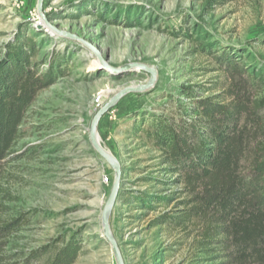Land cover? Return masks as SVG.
<instances>
[{"label": "rangeland", "instance_id": "obj_1", "mask_svg": "<svg viewBox=\"0 0 264 264\" xmlns=\"http://www.w3.org/2000/svg\"><path fill=\"white\" fill-rule=\"evenodd\" d=\"M40 13L37 0H0V58L15 39H33L42 70L63 73L38 94L0 166V221L20 217L18 231L1 240L0 264H46L53 251L41 249L76 233L82 251L73 264H116L101 222L114 171L89 139L93 100L107 92L105 105L124 88L147 85L148 68L152 86L124 95L97 124L100 146L121 172L108 215L112 239L123 264H224L195 219H182L191 195L148 133L155 119L176 121L191 107L186 92L226 103L232 78L244 87L264 81V0H43ZM45 22L79 40L56 36ZM261 89L249 84V96L261 99Z\"/></svg>", "mask_w": 264, "mask_h": 264}, {"label": "trees", "instance_id": "obj_2", "mask_svg": "<svg viewBox=\"0 0 264 264\" xmlns=\"http://www.w3.org/2000/svg\"><path fill=\"white\" fill-rule=\"evenodd\" d=\"M5 48L0 58V166L14 154L38 94L63 77L51 65L42 70L33 39H15ZM224 61L220 64L228 70H237L233 60ZM232 82L226 103L186 92L191 107L179 110L176 121L155 119L148 136L191 195L182 219H195L200 239L213 247L208 252L219 253L224 264H264V142L255 143L257 133H264V119L258 116L264 96L252 98L248 90L249 84L264 89V81L246 80L245 87L240 80ZM242 160L249 164L242 166ZM19 227L20 217L0 221V246ZM49 249L53 256L46 264H73L82 244L76 233L41 250Z\"/></svg>", "mask_w": 264, "mask_h": 264}, {"label": "water", "instance_id": "obj_3", "mask_svg": "<svg viewBox=\"0 0 264 264\" xmlns=\"http://www.w3.org/2000/svg\"><path fill=\"white\" fill-rule=\"evenodd\" d=\"M42 1L43 0H37V9H38L39 13L41 12ZM40 16H41V18H43L41 13H40ZM45 23H46L47 27L49 26V28L55 33L56 36L79 40L75 36L70 35V34H66V33H64V32H62V31H60L54 27H51L47 22H45ZM82 43L85 45V47L94 51L93 47L90 44L84 43V42H82ZM101 64H103V62H101ZM147 71L151 76L150 82L147 85L137 87L136 89H134L133 87H130V88H124V89L120 90L109 102H107L105 105L102 106V108L100 110L97 111L94 118L92 119V122L90 125V130H89V139H90V142H91L93 148L95 149V151L97 152L99 157L114 171L113 185H112L111 191L109 193L108 199L106 200L105 205L103 207V210L101 212V222H102V227H103V229H102L103 235H104L106 241L108 242V244L110 245L112 254H113L115 261H116V264H123V262H122L120 253L118 251L117 245L114 242V240L112 239V236L110 233V228L108 225V215L111 212V210L114 206L116 197H117V193H118L119 185H120L121 172H120V166H119L118 162L108 152H106L98 143H96V135H97L96 130H97V124H98L99 120L102 117H104L107 113H109V111L112 109V107L116 104V102L120 98H122L124 95H127L131 92L145 91L146 89H148L149 87L152 86V83L154 82V74L155 73L151 68H148Z\"/></svg>", "mask_w": 264, "mask_h": 264}, {"label": "built area", "instance_id": "obj_4", "mask_svg": "<svg viewBox=\"0 0 264 264\" xmlns=\"http://www.w3.org/2000/svg\"><path fill=\"white\" fill-rule=\"evenodd\" d=\"M104 93L99 92L95 95L93 100L94 111H98L103 106Z\"/></svg>", "mask_w": 264, "mask_h": 264}, {"label": "bare ground", "instance_id": "obj_5", "mask_svg": "<svg viewBox=\"0 0 264 264\" xmlns=\"http://www.w3.org/2000/svg\"><path fill=\"white\" fill-rule=\"evenodd\" d=\"M39 24V23H38ZM40 24H41V21H40ZM94 63H91V64H88L87 67H86V71H92L94 70ZM138 86H133L134 89H136ZM104 94H108L107 92H104ZM96 143H98L100 145V141H99V138H98V135H96ZM104 149V148H103ZM105 150V149H104ZM106 151V150H105ZM107 152V151H106Z\"/></svg>", "mask_w": 264, "mask_h": 264}]
</instances>
